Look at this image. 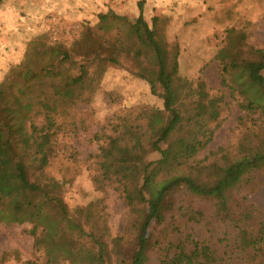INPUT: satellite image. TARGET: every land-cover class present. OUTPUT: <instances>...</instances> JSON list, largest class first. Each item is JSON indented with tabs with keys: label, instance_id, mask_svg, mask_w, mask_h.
<instances>
[{
	"label": "trees",
	"instance_id": "16d2710c",
	"mask_svg": "<svg viewBox=\"0 0 264 264\" xmlns=\"http://www.w3.org/2000/svg\"><path fill=\"white\" fill-rule=\"evenodd\" d=\"M146 3L138 1L133 21L98 14L69 46L51 44L46 28L39 29L0 66V224H31L40 264H110L106 197L118 187L132 235L122 246L125 264H150L154 254L158 264H264L262 211L243 193L264 177V47L249 44L243 30H227L215 56L222 93L211 94L204 80L192 87L179 75L178 46H167L159 36L157 17L147 20ZM117 29L146 33L171 119L154 144L159 159L146 164L142 181L94 173L92 184L104 196L71 208L68 181L51 167L63 150L60 135L75 133L76 105L99 88L92 66L116 61ZM234 101L246 126L236 151L220 147L199 159ZM197 200L209 201L222 223L221 247L190 232L206 217V206ZM119 240H111L116 253Z\"/></svg>",
	"mask_w": 264,
	"mask_h": 264
},
{
	"label": "rangeland",
	"instance_id": "374dc122",
	"mask_svg": "<svg viewBox=\"0 0 264 264\" xmlns=\"http://www.w3.org/2000/svg\"><path fill=\"white\" fill-rule=\"evenodd\" d=\"M138 1L0 0V66L39 29L46 28L51 44L69 46L86 25L98 21L100 13L135 20L139 15ZM145 16L149 21L158 18L156 28L167 46H178L179 75L192 87L204 80L211 94L222 93L215 56L227 30H243L249 44L264 47V0H147ZM116 32V61L105 60L92 66L100 79L99 88L89 101L76 105L72 113L77 124L75 133L60 135L63 150L51 167L59 179L68 181L66 201L71 208L86 206L104 196L92 184L94 173L123 182L142 181L146 164L159 159L154 144L171 119L159 95V61L146 33H126L121 29ZM241 114L236 101L223 111L221 125L199 159L220 147L229 152L237 149L246 128L239 121ZM261 181L260 185L248 184L243 193L261 209L264 218V177ZM196 203L206 206V217L190 232L221 247L217 238L223 235L222 223L213 214L209 201ZM106 206L110 239H120L118 253L113 241H109L110 264H125L122 246L132 235L127 234L129 214L122 190L109 188ZM31 227L29 223L10 227L0 224V264H40L41 253L34 246ZM150 264H158L155 254Z\"/></svg>",
	"mask_w": 264,
	"mask_h": 264
}]
</instances>
